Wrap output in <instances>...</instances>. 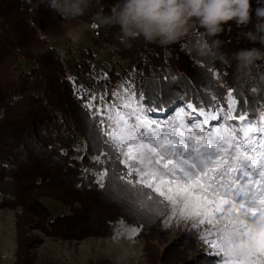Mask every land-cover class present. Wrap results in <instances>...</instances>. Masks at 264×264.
<instances>
[{
	"label": "trees",
	"instance_id": "trees-1",
	"mask_svg": "<svg viewBox=\"0 0 264 264\" xmlns=\"http://www.w3.org/2000/svg\"><path fill=\"white\" fill-rule=\"evenodd\" d=\"M116 3L91 0L83 16L62 19L39 0H0V207L23 205L37 220V229L48 236H107L120 221L136 227L138 237L148 238L168 212V207L156 204L141 207L136 190L122 193L126 200L121 202L100 187L97 176L112 163L109 148L116 149L104 139L86 106L93 93L81 77L91 76L92 55L76 63L71 76L62 51L50 44L49 36L65 24H88L100 42L113 46L119 58L142 72L138 90L147 107L165 113L191 103L207 113L225 106L231 93L237 115L256 119L258 108L264 109V83L258 79L264 61L257 63L251 77L237 80L232 60L238 49L260 47L258 40L246 36L249 31L259 35L255 21L241 27L230 22V31L225 26L219 38L225 59L231 61L226 64L207 49L208 38L198 27L166 47L143 37L131 41L130 47L121 44L119 27L108 19ZM259 3L251 0L253 17ZM21 60L32 64L28 70H19ZM217 75L224 84L217 82ZM118 81L113 71L102 84ZM119 167L123 175L125 166ZM104 182L108 184V177ZM50 200L66 212L53 215ZM23 247L21 243L19 256ZM201 259L213 264L215 257L207 253Z\"/></svg>",
	"mask_w": 264,
	"mask_h": 264
},
{
	"label": "snow or ice",
	"instance_id": "snow-or-ice-1",
	"mask_svg": "<svg viewBox=\"0 0 264 264\" xmlns=\"http://www.w3.org/2000/svg\"><path fill=\"white\" fill-rule=\"evenodd\" d=\"M236 104L230 99L227 114L223 109L195 113L188 105L194 113L188 122L192 127L184 112L161 125L128 93L121 108L130 114L115 105L107 110L111 129L105 135L119 155L109 148L112 163L100 172L98 183L121 202L126 200L122 193L136 190L141 207H170V220L209 225L200 239L215 250L220 264H264V116L259 125L241 116L240 125L233 126L229 122ZM120 163L126 169L123 175ZM126 235L133 239L138 229H127Z\"/></svg>",
	"mask_w": 264,
	"mask_h": 264
},
{
	"label": "rangeland",
	"instance_id": "rangeland-1",
	"mask_svg": "<svg viewBox=\"0 0 264 264\" xmlns=\"http://www.w3.org/2000/svg\"><path fill=\"white\" fill-rule=\"evenodd\" d=\"M49 40L52 46L62 51L71 76L76 74L75 64L88 59L89 54L92 55L90 59L92 74L81 77L93 93V98L86 106L96 116L100 131L109 144L112 145L105 135V132L111 129L107 110L115 105L118 111L122 110L126 115L130 114L129 109L121 108L122 101L127 99L128 93L135 94L137 103H142L148 118L156 124L164 125L174 121L181 112L185 113L186 123L192 119L194 113L187 106L192 105L193 109L196 107L191 103L165 113L159 109L147 107L138 90L142 72L130 67L126 61L119 58L113 46L100 42L88 24H65L61 31L49 36ZM170 56V52H167V57ZM31 65L30 62L21 60L18 66L19 70H28ZM113 71L119 75V81L102 84ZM222 79V76L217 75L218 83L224 84ZM256 94L254 91V95ZM230 99L235 98L228 95L225 106L213 108L207 113H217L219 109H223V112L227 114ZM199 112L196 109L195 113ZM232 115L234 120L229 123L237 127L241 123L239 117H246L243 113L237 115L233 112ZM262 116H264V109L259 107L256 119H247V117L246 119L249 124L259 125ZM202 121L203 117H199L197 122ZM130 122L134 124V118ZM219 122H223V118L210 121L206 127ZM188 126L193 125L188 123ZM255 135L259 137L260 133ZM97 177L99 178V175ZM10 198L14 199V197ZM47 204L53 215L66 212V208L55 201L50 200ZM167 209V214L159 220L156 230L150 233L148 238L136 236L129 239L126 230L136 227L118 221L112 226L110 235L66 240L48 236L37 229L39 227L36 224L37 220L30 216L21 204L0 207V264H196L199 260L205 264L201 257L205 258L207 253L215 257L213 264H220L221 258L215 254V250L200 239L201 234L210 226L204 224L193 227L191 220L185 221L178 218L170 220L171 208ZM122 232L125 234H121ZM21 243H24V247L19 256ZM28 257L27 262L25 260Z\"/></svg>",
	"mask_w": 264,
	"mask_h": 264
},
{
	"label": "clouds",
	"instance_id": "clouds-1",
	"mask_svg": "<svg viewBox=\"0 0 264 264\" xmlns=\"http://www.w3.org/2000/svg\"><path fill=\"white\" fill-rule=\"evenodd\" d=\"M39 2L56 10L62 19L83 16L91 4V0ZM108 19L119 27L120 43L127 47L139 37L166 47L180 42L191 29L198 27L208 38L207 49L226 64L231 61L225 59L226 54L221 51L224 41L219 38L225 26L230 31V22L241 27L255 21L259 35L249 31L246 36L252 41L258 40L260 47L241 48L232 54L235 78L251 77L257 63L264 61V0L254 9V17L251 0H117ZM258 79L264 83V73Z\"/></svg>",
	"mask_w": 264,
	"mask_h": 264
}]
</instances>
